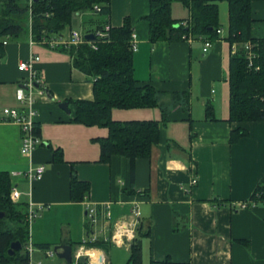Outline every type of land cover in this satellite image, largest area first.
Returning <instances> with one entry per match:
<instances>
[{"label":"crops","instance_id":"0c3cea01","mask_svg":"<svg viewBox=\"0 0 264 264\" xmlns=\"http://www.w3.org/2000/svg\"><path fill=\"white\" fill-rule=\"evenodd\" d=\"M149 1L109 0L107 15L82 11L61 31L67 34L71 29L78 30L73 25L76 23L85 28L104 23L120 26L128 17L136 39L132 51L136 84H149L161 92L159 102L169 100L165 92L188 90V106L171 107L164 122L158 105L110 108L112 119L158 120V139L148 155L135 158L133 178L127 156L112 153L108 160H98V137L107 134L105 126L73 119L72 100L91 99L92 80L71 64L68 51L62 45L52 46L30 37L27 22L25 32L3 43L0 108L22 109L15 92L28 72L18 69L17 64L34 55L38 56L33 63L35 72L50 94L41 96L38 88L32 89L33 122L42 142L28 156L19 151V124L0 119V170L7 171L16 186L19 196L15 201L27 202L26 243L31 244V250L28 255L26 243L20 249L27 253V263L66 264L55 253L45 255L39 244L68 243L72 254L85 255L87 263L126 264L132 239L127 246L113 244L109 234L113 223L136 200L137 226L143 230L147 226V233L139 236L140 264L164 257L189 264H264V203L238 208L229 205L248 199L264 175V120H227L228 59L239 42L225 38L226 0H216L221 30L206 51H202L204 35L150 42L148 22L143 17ZM169 12L173 19L184 21L189 17L188 7L180 0L171 1ZM250 15V36L264 37V0L250 2ZM56 35L60 34L47 37ZM62 100L67 101L69 112L58 106ZM207 104L212 118L206 117ZM237 128L247 133L230 141V131ZM54 150L59 160L53 159ZM38 163L44 165L38 179L28 181L20 173L11 174ZM71 169L78 179L88 182V190L80 199L69 196ZM193 177L196 181L191 184ZM87 204L97 208L95 221L85 213ZM104 204L108 205V219L100 215ZM29 206L35 213L30 220ZM91 230L105 242L87 245ZM88 251L98 252V259Z\"/></svg>","mask_w":264,"mask_h":264},{"label":"trees","instance_id":"16d2710c","mask_svg":"<svg viewBox=\"0 0 264 264\" xmlns=\"http://www.w3.org/2000/svg\"><path fill=\"white\" fill-rule=\"evenodd\" d=\"M172 0H150L149 10L143 16L148 22L147 36L150 42L164 39L173 40L193 36H206L211 41L217 37L219 27L218 3L216 0H180L189 9L188 19L182 21L170 16ZM252 0H226L227 29L225 38L239 42L230 53L227 66L228 115L227 120H264V37L250 36V2ZM97 6V9L94 8ZM107 15L109 0H31L19 4L14 0L0 3V56L3 54V40L17 39L21 33L30 29V37L41 39L50 33L61 34L66 26H71L74 15L82 11ZM29 18V20H27ZM18 19H23L21 23ZM185 26H188L186 28ZM99 27V25H96ZM92 28H85L90 30ZM132 24L124 17L120 26H109L106 37L96 39V47L81 42L61 46L68 51L71 64L89 75L92 80V98H75L73 119L85 124H99L107 128V134L98 137L99 161H106L112 153L125 155L130 162V175L133 178L134 160L146 156L158 139V120L156 119H112L109 110L112 106L132 107L158 105L161 121L175 105L188 106V90L165 92L169 100L159 102L161 92L149 84L137 85L133 76L132 50L129 38ZM251 42L253 57L250 64L243 48V42ZM41 83V82H39ZM206 117L212 118L211 106H205ZM34 131L38 127L34 123ZM246 130L237 128L230 131L229 140L234 141ZM53 159L59 160L58 151H53ZM10 175L0 170V211L4 218L14 221L8 225L0 217V263L26 264L27 253L16 250L13 255L6 254L10 241L18 239L21 245L27 241L25 212L27 202L12 201L9 196ZM88 190V182L80 180L70 171L69 196L80 199ZM249 198L264 203V175L256 182ZM215 203H220L215 200ZM231 205V203H229ZM8 213V217L5 216ZM128 247L126 264H140L139 236L147 233V226L138 225ZM105 240L97 238L86 240L87 245H100ZM49 247V244H39ZM76 264H87L78 259ZM149 264H189L188 261H175L169 257L150 260Z\"/></svg>","mask_w":264,"mask_h":264},{"label":"built area","instance_id":"2783aa9c","mask_svg":"<svg viewBox=\"0 0 264 264\" xmlns=\"http://www.w3.org/2000/svg\"><path fill=\"white\" fill-rule=\"evenodd\" d=\"M31 3H28V5ZM94 8L97 9V6L94 5ZM109 25L104 23L99 25V27H94L90 30L79 31L76 29H71L67 32V34L56 35L55 37H42L41 40H44L50 45H63L66 46L68 44H77L81 42H87L90 44L92 48L96 47V39L97 38H105L107 35ZM220 27L216 28V32L220 33ZM90 31L93 33V39H86L84 37V32ZM6 40H3V43ZM211 44V40L206 36L202 37V51H206ZM243 48L245 49V54L248 59V63L250 64L251 58L253 57V52L250 48L251 42L249 40L244 41ZM129 46L133 51L136 48V39L135 33L131 31L129 38ZM38 58L37 55L31 56L27 59H22L18 62V69L27 70L28 74L24 81H22L18 87L16 88L15 98L22 104V109H15L11 107H2L0 108V119L1 120H12L19 124L20 126V138H19V151L21 154L28 156L32 150L39 145L42 141L38 134L34 131V122L33 116L35 114V108L33 106V88L37 89V94L44 96V90L40 86H35L33 82H40L38 76L35 72L33 63ZM44 170L43 163H38L35 165L28 164L26 169L23 171H12V175L22 174L28 181L35 180L40 178L42 172ZM195 178H191L190 183H195ZM9 196L12 201L18 199L19 193L14 184H11L9 190ZM257 202L252 198H248L245 200H238L231 203L232 208L238 207H249L255 205ZM85 213L88 215L91 221H95L97 217V208L90 204L86 205ZM138 208L137 201L133 200L131 202V206L127 213L119 217L114 223L113 228L109 234V240L113 244H119L123 246H127L129 240H131L134 236V232L136 230L138 224ZM35 215L34 211L28 207L27 218L30 220ZM100 215H102L105 219L109 218L108 205L104 204L100 209ZM105 238V237H104ZM88 240L93 241L97 239V236L94 234V231H90V234L87 237ZM26 251L29 255L31 250V244L29 242L25 245ZM55 252L52 249V246L44 248L45 255H52ZM79 254L74 252L72 254V260L66 264H76ZM27 264H43L40 261H36L35 263L28 262Z\"/></svg>","mask_w":264,"mask_h":264},{"label":"water","instance_id":"95a60500","mask_svg":"<svg viewBox=\"0 0 264 264\" xmlns=\"http://www.w3.org/2000/svg\"><path fill=\"white\" fill-rule=\"evenodd\" d=\"M186 28H188V26H185ZM84 37L86 39H93L94 35L92 32L87 31L84 32ZM33 84L35 86H40L43 88L44 93L47 96H50V94L48 93V90L44 87V85L42 83H38V82H33ZM58 106L61 107L62 109H64L66 112H69L68 108H67V101L66 100H62L60 102H58ZM4 214L3 211H0V217H2ZM21 249V242L18 239H14L12 241L9 242L8 247L6 249V254L11 256L14 254V252L16 250H20ZM53 251L55 252V254L64 259L65 262L69 263L71 262L72 259V246L68 243L66 244H59V245H53L52 246ZM80 260L85 261L86 260V256L85 255H80L79 256ZM87 264H99L97 261H89Z\"/></svg>","mask_w":264,"mask_h":264},{"label":"rangeland","instance_id":"374dc122","mask_svg":"<svg viewBox=\"0 0 264 264\" xmlns=\"http://www.w3.org/2000/svg\"><path fill=\"white\" fill-rule=\"evenodd\" d=\"M85 18V17H84ZM83 19V18H82ZM21 23H23L24 22V20L23 19H18ZM74 25V27H76L78 30H84L85 29V26L86 25H83L82 23H76V24H73ZM10 41H14V40H12V39H9ZM8 215V213H6V215L5 216H7ZM3 216H4V214H3ZM2 216V218H4ZM8 217V216H7ZM4 222L6 223V224H8V225H10V224H12V223H14V221H12V220H8V219H5L4 218ZM111 247H109V249H110ZM85 253H87V250H86V252ZM88 255V254H87ZM72 260V259H71ZM87 260H88V258H87ZM44 263H47V264H49V262H44Z\"/></svg>","mask_w":264,"mask_h":264},{"label":"bare ground","instance_id":"6f19581e","mask_svg":"<svg viewBox=\"0 0 264 264\" xmlns=\"http://www.w3.org/2000/svg\"><path fill=\"white\" fill-rule=\"evenodd\" d=\"M90 250H91V249H90ZM94 250H95V249H94ZM94 250H93V251H94ZM93 251H92V252L88 251V253H91L92 257H93L95 260H97V259H98V256H99V255H97L98 252L96 253V252H93ZM88 255H90V254H88Z\"/></svg>","mask_w":264,"mask_h":264}]
</instances>
